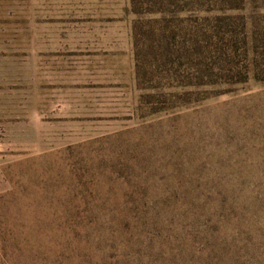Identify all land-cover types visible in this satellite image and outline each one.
I'll list each match as a JSON object with an SVG mask.
<instances>
[{"label":"rangeland","instance_id":"obj_1","mask_svg":"<svg viewBox=\"0 0 264 264\" xmlns=\"http://www.w3.org/2000/svg\"><path fill=\"white\" fill-rule=\"evenodd\" d=\"M129 1L0 0V264H264V0Z\"/></svg>","mask_w":264,"mask_h":264},{"label":"trees","instance_id":"obj_2","mask_svg":"<svg viewBox=\"0 0 264 264\" xmlns=\"http://www.w3.org/2000/svg\"><path fill=\"white\" fill-rule=\"evenodd\" d=\"M243 1V0H242ZM168 2L167 0H130L129 5H130V11L134 15H144V14H158L159 12H163L164 9V4ZM238 5V9H239ZM237 9V8H236ZM246 23V22H244ZM138 22L134 23V40L136 38V30L138 28ZM263 37L259 36L256 33L251 34V45L253 48L254 54L256 56H259V61H261L259 64H255L253 66L254 68V76L256 79L264 80V44L262 43ZM258 45L263 46V51L261 53H257V47ZM262 56V58H261ZM138 58V55L136 54V60ZM263 64L261 65V63ZM137 69V68H136ZM136 77L139 78L138 71L136 72Z\"/></svg>","mask_w":264,"mask_h":264}]
</instances>
